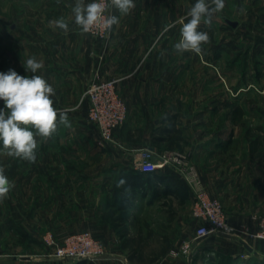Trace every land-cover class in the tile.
<instances>
[{
  "label": "crops",
  "instance_id": "crops-1",
  "mask_svg": "<svg viewBox=\"0 0 264 264\" xmlns=\"http://www.w3.org/2000/svg\"><path fill=\"white\" fill-rule=\"evenodd\" d=\"M39 1L40 8L27 10L25 29L12 28L17 31L16 49L18 44L25 47L26 60L34 56L43 63L36 74L55 89L54 107L76 110L68 112L71 127L59 125L50 139L41 141L42 156L36 160L41 163L36 167L11 157L3 166L2 158L7 156L0 155V166L15 185L0 201V242L9 237L15 242L9 248L16 249L18 226L26 240L32 241L41 226L44 239L60 243L72 233L91 230L105 245V255L97 264H134V258L141 256L157 258L154 264H264V242L260 240L211 235L195 241L198 221L192 215L191 188L184 180L181 189L174 186L173 170H159L148 183L135 167L132 153L137 148L148 147L156 153L185 150L210 196L222 201L230 222L258 228L253 215L264 214V152L241 143L242 114L251 108L242 105L239 87L233 96L224 91L221 99L210 91L207 94L203 85L185 91L177 88L183 76L178 73L179 59H183L185 70H192L195 61L193 52L179 55L172 48L177 41L178 18L186 16L188 5L179 10L178 0H134L135 7L128 15L115 12L119 25L114 26L103 59H99L98 44L74 25L72 6L66 7L63 0ZM61 17L69 23L67 34L50 24ZM173 22L175 27L164 32V26ZM96 71L103 80L117 79V90L128 107L126 121L115 130V138L123 146L119 151L102 141L96 125L88 119L85 91ZM181 79L191 80L192 76ZM226 113L231 114L230 119ZM220 116L222 121L217 120ZM103 151L112 156L100 160L93 156ZM84 155L90 159L81 164ZM121 178L128 183L117 187ZM128 186L130 193L125 190ZM166 187L173 191L163 194ZM157 188L161 196L171 199L168 206L173 210L167 222L170 229L159 233V240L167 242L159 250L144 246L148 238L142 229L138 228L137 234L118 235L119 230L106 216L114 208L146 214L150 194ZM158 203L161 209H168L165 203ZM185 242L191 243V250L175 255ZM25 249L26 255L29 251L27 246ZM6 264L18 263L10 260Z\"/></svg>",
  "mask_w": 264,
  "mask_h": 264
},
{
  "label": "rangeland",
  "instance_id": "rangeland-1",
  "mask_svg": "<svg viewBox=\"0 0 264 264\" xmlns=\"http://www.w3.org/2000/svg\"><path fill=\"white\" fill-rule=\"evenodd\" d=\"M63 1L66 7L75 4V0ZM85 2L89 3L92 0H85ZM194 3L195 0H178L179 10L181 8L185 9V4L190 8ZM40 4L39 0H0V73H7L9 69L16 70L19 73H27L24 67L26 50L25 47L20 48L19 44L16 49L14 36L17 31L12 28L14 25H18L21 30H24L27 10L32 9V7L40 8ZM182 18L181 16L178 18L179 28L181 26L179 21ZM225 18L239 21L238 26L231 28L225 22ZM199 30L208 32L210 43L202 46V54L194 53L195 61L192 70H189V68L185 70L183 59L179 57L178 73L183 75L181 78L188 75L190 78L192 76V79L180 78L177 82L178 90L197 89L203 85L204 89L207 90V94L210 91V94L221 96L225 91L226 94L233 96L234 89L239 87L242 105L251 108V110L248 109L244 112L246 115L242 114L241 143L243 146L244 144L247 146L253 144L255 148H262L261 150L264 152V0H225V7L222 12L217 14V17H214L212 26L209 28L201 24ZM178 38L179 30L177 40ZM217 56L220 57V61L216 60ZM213 76L215 79L212 78ZM221 76H224V80ZM218 77L220 79L217 80ZM204 79H208V82ZM224 116L226 119H230L231 114L226 113ZM222 119V116H220L217 120L222 121ZM37 139L39 143L37 156H42L41 140L40 138ZM116 147L119 148L118 151L121 148ZM113 153V156H120L116 152ZM93 156H99L100 160L103 159V156L112 155H107L103 151ZM6 158L8 157L2 158L3 166L6 163L9 164V162H6ZM89 159V155H84L81 158V164L88 162ZM245 162L247 161L242 163ZM36 163L39 164L41 161H36L35 167ZM55 167L56 165L51 169ZM149 200L151 206L147 208L144 215H137V213H134L135 210L114 208L108 210L106 216H108V222L113 224L116 230H119L118 235H127L131 231L133 234H137L138 230L142 229L148 238L144 246L153 245L159 250L167 243L166 240H159V233L168 231L171 227L167 224L168 218L173 213L171 205L168 206L171 199L158 194L155 196L152 193ZM158 201L165 203L163 205H166L168 209H161V205L158 206ZM17 229L16 249L15 247L9 248L10 243H15L13 240L9 241V237L0 242V263L6 264L10 260H15L18 264H25L24 262L27 260V264H76L80 261V259H56L54 257L55 248L46 244L41 226L35 230L32 241L25 239L20 226ZM25 246L29 251L26 255L24 254ZM134 259V264H154L157 258L141 256Z\"/></svg>",
  "mask_w": 264,
  "mask_h": 264
},
{
  "label": "clouds",
  "instance_id": "clouds-1",
  "mask_svg": "<svg viewBox=\"0 0 264 264\" xmlns=\"http://www.w3.org/2000/svg\"><path fill=\"white\" fill-rule=\"evenodd\" d=\"M134 7V0H92L89 3L75 0L72 16L81 34H95L96 30H101L107 37L113 26L120 22L112 10L128 15ZM224 7L225 0H195L186 16L179 21V38L172 45L173 51L177 54H202V46L210 43V37L208 32L199 30L200 26L204 24L210 28L214 17ZM50 24L65 34L69 31V23L63 17ZM173 27L174 22L168 23L163 31ZM24 67L33 75L21 76L13 69L0 73V100L4 103V108L0 109V155L35 163L39 146L37 138L46 142L57 132L59 125L71 127L68 112L76 109L54 107L52 97L56 94L55 89L43 76L36 74L43 68L42 62L33 56L26 60ZM127 183L125 178H121L117 187ZM14 186L5 174V168L0 166V201L8 197ZM125 190L130 193L131 187Z\"/></svg>",
  "mask_w": 264,
  "mask_h": 264
},
{
  "label": "built area",
  "instance_id": "built-area-1",
  "mask_svg": "<svg viewBox=\"0 0 264 264\" xmlns=\"http://www.w3.org/2000/svg\"><path fill=\"white\" fill-rule=\"evenodd\" d=\"M115 14V9L112 10ZM114 30V26H113ZM105 37L101 30L89 35L99 44V59H103L104 51L112 37ZM85 97L88 100V119L93 122L105 144L123 147L115 138V130L127 119L128 107L126 101L117 90V79L103 80L96 71L90 78ZM135 167L144 173L155 172L169 167L191 188L193 193L192 215L198 224L194 240L201 241L211 235H221L229 238H249L264 242V214H254L253 220L258 224L256 230H251L247 224L234 225L219 198L210 196L197 166L192 161L189 152L179 149H169L156 153L148 147L137 148L132 153ZM48 246L54 247V257L60 260H88L97 264L105 255V245L91 230H84L68 235L62 243L52 238L45 239ZM191 243L185 242L182 248L174 254H187Z\"/></svg>",
  "mask_w": 264,
  "mask_h": 264
},
{
  "label": "trees",
  "instance_id": "trees-1",
  "mask_svg": "<svg viewBox=\"0 0 264 264\" xmlns=\"http://www.w3.org/2000/svg\"><path fill=\"white\" fill-rule=\"evenodd\" d=\"M165 169H167V170H168V169H169V170H172V169H170L169 167L164 168V169H162V170H165ZM157 172H158V171H155V172H149V173L141 172L140 177L148 182V181L151 180V178H152L153 175H156V174H157ZM171 178H173L174 180H177L176 184H173L174 186L178 187L179 189H181V188L184 186V183H185V182L180 178V176H178V175L175 174L174 172L172 173ZM148 183H150V182H148ZM169 191H173V190L170 189L169 187H166V188H164L163 192H162V191H161V192H162L163 194H166V195H167L168 193H170ZM172 193H173V192H172ZM154 194H155V196H156V194L160 195V190L157 188V189L155 190ZM58 243H60V242H58ZM130 259H132V257H131ZM76 264H95V263L83 259V260H80L79 262H76Z\"/></svg>",
  "mask_w": 264,
  "mask_h": 264
},
{
  "label": "water",
  "instance_id": "water-1",
  "mask_svg": "<svg viewBox=\"0 0 264 264\" xmlns=\"http://www.w3.org/2000/svg\"><path fill=\"white\" fill-rule=\"evenodd\" d=\"M224 20L226 21V23H228L232 27H236L239 24V21L237 20H232L229 18H225Z\"/></svg>",
  "mask_w": 264,
  "mask_h": 264
}]
</instances>
